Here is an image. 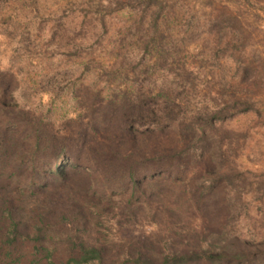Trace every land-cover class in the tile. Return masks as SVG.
Returning <instances> with one entry per match:
<instances>
[{
    "label": "rangeland",
    "instance_id": "1",
    "mask_svg": "<svg viewBox=\"0 0 264 264\" xmlns=\"http://www.w3.org/2000/svg\"><path fill=\"white\" fill-rule=\"evenodd\" d=\"M139 104L175 124L133 127ZM82 245L264 264V0H0V264Z\"/></svg>",
    "mask_w": 264,
    "mask_h": 264
},
{
    "label": "trees",
    "instance_id": "2",
    "mask_svg": "<svg viewBox=\"0 0 264 264\" xmlns=\"http://www.w3.org/2000/svg\"><path fill=\"white\" fill-rule=\"evenodd\" d=\"M166 100V99H165ZM141 107H136V111L138 113V119L140 120L139 123H133V127H146V126H155V128H160V126L165 125L167 127L172 126L171 124L173 121L170 120V115L167 114L166 118L163 119L162 115H158L155 112H152V114L147 111L145 108L142 107V104H139ZM165 112L167 111L164 108ZM170 112V111H168ZM146 114V115H145ZM151 118V119H150ZM146 120L151 121V123H145ZM175 124V123H173ZM33 142H34V153L31 155V158L36 159L37 154L39 151H42L45 153H53L57 154L54 157H51L52 165L47 164L44 166V170L47 174H53L59 178H63L65 176V169L67 168V165L64 163L63 158H67L70 156L68 154L67 145L63 140H57V139H48L43 138L41 134L36 133L33 135ZM35 166V164H34ZM135 173L130 175V179L135 182ZM34 179V178H33ZM41 181H37L34 179L33 183L41 186ZM33 185V184H32ZM8 233L6 238L10 240L9 243H12V241H16L18 237L24 238V236L17 231V225L15 222L11 224V226L8 229ZM13 244V243H12ZM76 246V245H74ZM37 250V247H36ZM72 252V251H71ZM67 259V261L63 264H104L102 253L100 249L93 248V247H86L84 245L79 247L78 255L71 254ZM208 257H204L206 261L210 262V264H215L216 262H226L229 260H232L235 264H253L254 258H252V255L248 252H243L240 250H237L235 253L233 252L232 255L228 252H222L218 255L210 254L206 255ZM46 258H49L47 256ZM200 260L199 257H195V255L191 257H177L174 256L173 258H165L162 264H188L191 262H195ZM42 261V259H40ZM241 262V263H240ZM36 264V262H34ZM125 264H129L126 262ZM132 264H157L152 261H144L138 258L136 261H134Z\"/></svg>",
    "mask_w": 264,
    "mask_h": 264
}]
</instances>
